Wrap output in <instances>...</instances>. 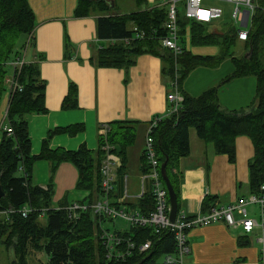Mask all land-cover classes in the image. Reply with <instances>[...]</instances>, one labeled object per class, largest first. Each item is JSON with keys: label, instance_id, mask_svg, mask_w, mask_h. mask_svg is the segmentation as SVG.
<instances>
[{"label": "trees", "instance_id": "obj_1", "mask_svg": "<svg viewBox=\"0 0 264 264\" xmlns=\"http://www.w3.org/2000/svg\"><path fill=\"white\" fill-rule=\"evenodd\" d=\"M137 9L120 13L113 3L106 0H78L74 11L75 18L89 17L96 14V37L108 41L90 58L95 68L124 69L126 74L136 64L139 56L153 54L163 61V75L170 78L171 85L181 86L189 73L198 66L215 67L229 58L234 64L232 77L254 76L256 78V95L254 102L244 109L228 110L218 98V87H212L198 96L183 93L184 101L179 113L166 116H154L147 129L151 130L154 147L161 164H165L166 174L176 190L174 170L180 159L190 154V131L214 144L218 154H227L233 162L236 160L235 139L248 135L255 145V156L250 161V190L261 192L264 186V0H258V8L253 17L249 38L244 41V53L236 56L232 48L239 38L235 27L228 23L220 31H211L209 26L196 21L180 18L182 35V53L174 55L162 47L160 40L166 35L164 23L167 12L164 8L150 6L147 0H135ZM190 27V41L193 46L213 45L219 50L218 55L194 54L187 47L186 34ZM35 15L29 0H0V102L6 90L5 80L9 73V64L24 57L27 45H34ZM143 34V38L138 35ZM24 45L21 52L17 50L21 37ZM23 40V39H22ZM125 40H127L125 42ZM65 57L71 58V41L65 31ZM247 54V56H246ZM23 55V57H22ZM43 55L36 60L15 68L14 82L7 111L9 126L1 129L0 140V183L4 195L0 197V213L5 216L0 220V245L6 252L12 251V258L7 264H161L165 254L173 252L175 240L170 232L154 234L150 227H132L124 235L131 237L139 246L147 239H152V247L146 252L138 248L120 260L108 255V248L101 240L103 222L106 216H95L91 209L76 211L78 216L68 209L69 203L62 200L59 207H53L52 200L55 186L53 176L63 162H71L78 170V187L90 192L81 202L93 204L102 199L101 166L106 156L103 146H113L112 150L122 161L119 173L127 168L128 148L136 139V127L141 122L133 120H115L105 123L106 133L102 132L104 124L99 125L96 150L82 144L75 150L52 149L50 139L56 133L76 132L81 124L66 128H56L48 132L38 154L32 152L28 114H44L46 107V81L40 71ZM127 79V78H126ZM78 86L69 83V88L62 102V109H78ZM153 124V125H152ZM136 125V127H135ZM151 126V127H150ZM150 127V128H149ZM147 130V132H148ZM143 172L148 170L142 155ZM39 161L51 164L50 182L45 187L33 183V168ZM120 185L116 180L115 185ZM118 186L110 193L112 205L119 207L121 202ZM151 192H146L137 203L142 212L154 209ZM169 195V191H168ZM215 200L207 197L204 206ZM30 210L23 215L24 208ZM112 219V218H109ZM101 221V223H100ZM110 230V229H109ZM38 253V255H37ZM30 258V259H29ZM0 264H4L0 261Z\"/></svg>", "mask_w": 264, "mask_h": 264}, {"label": "crops", "instance_id": "obj_2", "mask_svg": "<svg viewBox=\"0 0 264 264\" xmlns=\"http://www.w3.org/2000/svg\"><path fill=\"white\" fill-rule=\"evenodd\" d=\"M29 4L35 15L36 41L34 45H27L24 49V59L31 62L36 60L38 55H43L40 71L46 81L45 103L48 109L44 114L26 116L29 121L32 152L38 154L41 151L43 140L52 129L82 125L76 132L53 135L49 142L52 149L75 150L85 144L89 149L96 150L98 134L101 132L99 125L115 120L141 122V126L135 125L136 139L128 148L133 153L131 155L128 151L125 173L118 171L117 180L120 185L114 184L119 187L118 202L138 209L130 204L137 203L144 197L141 175L147 127L154 116H166L170 112L168 94L172 91L167 77L163 75L161 57L153 54L141 55L127 74L124 69L95 68L90 63V58L98 48L108 45V41H101L96 37L95 13L89 17L75 18L74 11L78 0H29ZM210 30L212 31V28ZM65 31L72 44L71 58L65 57ZM20 39L22 41L23 38ZM218 54L219 52L216 55ZM11 61L5 80L6 90L0 102V140L1 129L9 126L7 111L13 89L10 81L14 78L13 63L17 60ZM226 61L228 58L215 67L194 68L191 73L197 75L195 84L188 85L184 81L181 86H171L174 91L177 90L181 94L186 92L192 96L218 87V98L224 108L244 109L255 100L256 78H231L234 64L230 62L224 68ZM70 82L78 86L79 107L64 110L62 102ZM190 144V154L180 159L178 167L174 170L179 212L184 211L188 215L206 213L213 205L227 206L252 194L249 186V166L256 150L248 135L236 137V160L233 162L227 154L216 153L214 144L200 139L192 129ZM60 165L61 175L67 171L72 178L76 175L74 168L68 163L63 162ZM35 166L39 172L43 166L44 169H51L48 161H39ZM130 178L137 179L135 189L130 186L129 190ZM125 187L128 189V197L124 195ZM149 187V182H146L144 193L149 191ZM207 197H213L215 200L205 207L203 202ZM249 205L257 206L255 213H259V218L255 220L260 221V206L255 203ZM249 205L245 216L236 214V217L254 219L249 216ZM53 207L57 208L59 204ZM4 216V213H0V220ZM261 237H264V232L260 226H256L251 233H245L240 226L232 227L224 222L193 228L188 236L190 253L186 256V264H261ZM8 253L9 261L12 251Z\"/></svg>", "mask_w": 264, "mask_h": 264}, {"label": "built area", "instance_id": "obj_3", "mask_svg": "<svg viewBox=\"0 0 264 264\" xmlns=\"http://www.w3.org/2000/svg\"><path fill=\"white\" fill-rule=\"evenodd\" d=\"M150 6L164 8L167 12V18L164 23L166 35L160 40L164 49L171 51L174 55L182 53V35L180 34V18L187 21H196L212 28V31H219L220 24L216 21L223 16L221 8L211 6L207 1L211 0H147ZM206 1V2H205ZM233 5L230 23L237 30V36L240 41H247L253 25V17L258 8V0H224ZM182 4V5H181ZM180 6V7H179ZM181 6L184 13H181ZM143 38V34L138 35ZM127 40H125L126 42ZM25 63L24 57L13 63V67H20ZM12 87L16 86L14 79L10 81ZM177 86V84H174ZM170 101V112L168 115L179 113L182 109L184 96L180 92L172 91L168 94ZM153 125V124H152ZM151 127V126H150ZM149 127V128H150ZM9 133H12L10 126L6 127ZM106 133L108 126L104 124L101 129ZM106 156L101 166L102 188L104 195L102 199L93 204H84L75 202L69 205L68 209L78 216L76 211H87L91 209L95 216H106V218L121 217L125 219L132 227H150L154 234L159 235L163 232H170L175 240V250L165 254L161 258V264H186V256L190 253L188 241L189 232L196 227L207 226L219 222H224L228 226H240L245 233H251L256 226H260L264 232V186L261 192L252 193L246 198L238 199L227 206L213 205L208 212H198L194 215H188L184 211H177L174 220L170 218L171 203L168 195V189L161 173V163L159 161L151 130L146 134L143 156L145 157L148 170L141 175V190L145 194V183L149 182V192L154 201V209L145 213L141 209H132L126 203H121L119 207L112 205L110 193L118 179V170L122 165L121 158L112 150L113 146H103ZM124 195L128 197V189L125 187ZM258 204L261 209V219L257 221L252 218H237L236 214L245 216L249 204ZM30 210L24 208L23 215L26 216ZM101 223V221H100ZM101 240L108 248V255L120 260L125 255L130 254L132 249L138 248L142 252L148 251L152 247V239H147L145 243L136 246L131 237L124 235V231L109 230L102 226ZM263 246L260 252V263L264 264V237L260 238Z\"/></svg>", "mask_w": 264, "mask_h": 264}, {"label": "rangeland", "instance_id": "obj_4", "mask_svg": "<svg viewBox=\"0 0 264 264\" xmlns=\"http://www.w3.org/2000/svg\"><path fill=\"white\" fill-rule=\"evenodd\" d=\"M106 1L109 3L115 4L117 7L116 8L117 11L120 13L131 12V11H134L137 9V5H136L135 0H106ZM207 3L211 6H216V7H219L222 9L223 16L216 21L218 24H220L219 30L221 31L223 29V26L227 25L231 21V13L233 10V5L231 3L224 1V0H211V1H207ZM180 9H181V13L183 14L184 13L183 7L181 6ZM189 30H190V27L187 28V34H186L187 43H186V45L189 48V50H191L194 54L216 55L219 52V48L217 46H213V45L193 46L191 44V41H190ZM24 42H25V39H24V35H23L22 42L20 44H18V46H17V50L19 52L22 51ZM232 51L235 53L236 56H241L244 53V43L240 42V41L237 42V45L232 48ZM23 55H24V52H23ZM230 62H232V60L228 58V61L225 62L224 68L226 66H228L227 64H230ZM167 79H168V81H170V78H167ZM10 80H11V78H10ZM184 81H186L188 85L195 84L197 82L196 73L190 72ZM169 84L171 87L170 91H174V89L171 86V83H169ZM128 151L132 155L133 151H130V150H128ZM127 156H128V154H127ZM66 163H68L72 168H74L76 175L72 178L68 174V171L64 172L61 175V171H60L61 165L57 168V170L55 171L54 176H53V185L55 186V190H54L52 205H58L60 203V201H62V200H66L69 203L81 202V201H84L90 194V192L85 191V190H81L78 187L79 174H78V170L75 167V165H73L71 162H66ZM50 170L51 169L49 167H47V169L45 167V169H44V166H43V168H41V171L39 172L37 167L34 166V168H33V183L35 185H40L43 187H45V185H48V183L50 182L51 175H53ZM135 182H137V179H135V178L129 179V190H130V186H131V188L133 187V189H135ZM255 207H257V206L256 205H249V207H248V210L250 212L249 216L253 217L254 219H258L259 213L256 214L257 210ZM132 209H134V208H132ZM103 227L106 229H110L112 231H114V230L124 231V230L130 229V224L125 219H123L121 217H117L114 219L107 218L103 222ZM8 254L9 253L6 252V247L4 245H2V247H0V261L2 262L3 260H5L4 263L8 262ZM37 255H38V253H37ZM159 261L161 262V258Z\"/></svg>", "mask_w": 264, "mask_h": 264}, {"label": "water", "instance_id": "obj_5", "mask_svg": "<svg viewBox=\"0 0 264 264\" xmlns=\"http://www.w3.org/2000/svg\"><path fill=\"white\" fill-rule=\"evenodd\" d=\"M93 1H96V0H93ZM247 56V54H246ZM161 173H162V176H163V179H164V182L166 184V187L169 191V199H170V203H171V212H170V218L172 220L175 219L176 217V214H177V211H178V200H177V194L174 190V188L172 187V184L166 174V169H165V164H162L161 165ZM4 195V191H3V188H2V185L0 183V197Z\"/></svg>", "mask_w": 264, "mask_h": 264}]
</instances>
